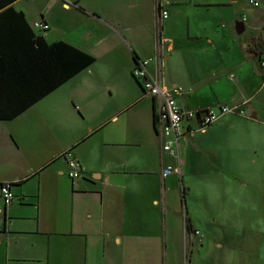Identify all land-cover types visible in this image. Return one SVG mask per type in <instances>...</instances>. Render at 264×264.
<instances>
[{
    "label": "crops",
    "instance_id": "crops-1",
    "mask_svg": "<svg viewBox=\"0 0 264 264\" xmlns=\"http://www.w3.org/2000/svg\"><path fill=\"white\" fill-rule=\"evenodd\" d=\"M256 1L162 0L163 19L158 0H0V186L13 192L6 205L0 193V264H264L263 236L220 230L236 147L264 141L252 134L264 132V67L249 50L264 37ZM29 30L94 61L63 79L67 50ZM136 58L182 107L243 114L187 134L177 161L161 151ZM66 152L81 177L67 176Z\"/></svg>",
    "mask_w": 264,
    "mask_h": 264
},
{
    "label": "built area",
    "instance_id": "built-area-1",
    "mask_svg": "<svg viewBox=\"0 0 264 264\" xmlns=\"http://www.w3.org/2000/svg\"><path fill=\"white\" fill-rule=\"evenodd\" d=\"M258 6L256 0H250ZM162 0H158L160 15L163 19L168 17V12L162 6ZM32 26L41 31H46L49 24L43 20L35 19ZM149 60L138 59L136 65L132 68V76L139 80L145 94L151 95L157 100V107L154 113L155 130L159 137L161 151L177 161L180 160L179 145L182 139L195 130H203L210 126L216 119L217 115L222 112H238L243 114V109L227 104H220L217 109L201 107L191 109L182 107L176 102V89L167 88L161 85L160 81L150 74L147 69ZM260 65L264 67V50L260 54ZM64 159L67 164V176L70 179L81 177L82 167L80 162L71 155L70 152L64 153ZM180 173V164L164 166L162 176L171 173ZM9 183L0 186V193L3 203L9 204L13 200V192Z\"/></svg>",
    "mask_w": 264,
    "mask_h": 264
},
{
    "label": "rangeland",
    "instance_id": "rangeland-1",
    "mask_svg": "<svg viewBox=\"0 0 264 264\" xmlns=\"http://www.w3.org/2000/svg\"><path fill=\"white\" fill-rule=\"evenodd\" d=\"M247 4L254 5L250 0H247ZM261 7L264 8V3ZM262 117L264 118V112ZM254 130L252 134L255 138L264 139V132ZM261 142L263 145L253 150L250 149L251 145L247 144L236 147V156L230 162L233 166L230 173L236 174L233 180L235 193L231 195L235 200L231 204L232 209L225 213L224 218L222 217V220L227 222L224 227H220L223 233L226 230L235 237L239 235L256 239L264 237V141ZM241 175L245 180V188L242 190L245 192L244 196L236 194L241 188L238 185Z\"/></svg>",
    "mask_w": 264,
    "mask_h": 264
},
{
    "label": "trees",
    "instance_id": "trees-1",
    "mask_svg": "<svg viewBox=\"0 0 264 264\" xmlns=\"http://www.w3.org/2000/svg\"><path fill=\"white\" fill-rule=\"evenodd\" d=\"M29 34H27V37L29 38V35L32 39V42H37L40 46L45 45L49 48H52L56 52L61 51L62 49L67 50V58L68 61L66 63V74L63 79H69L71 76H73L75 73H77L82 68L87 67L89 64H91L94 61V57L84 53V51L78 50L72 46H69V44L65 42H57L55 44L48 45L43 37L41 35H34L30 30L28 31ZM258 36L251 38L252 41V47H249V50L252 52H256L257 54H262L264 50V38ZM137 60V58H136ZM184 190V187H183ZM184 191H182L183 199H184ZM185 227L187 232L191 231L189 221L186 219Z\"/></svg>",
    "mask_w": 264,
    "mask_h": 264
}]
</instances>
